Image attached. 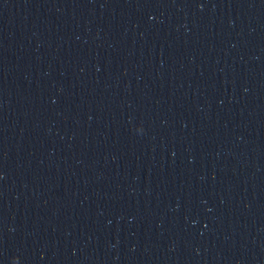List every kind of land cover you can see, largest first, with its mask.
Wrapping results in <instances>:
<instances>
[{
    "label": "water",
    "instance_id": "water-1",
    "mask_svg": "<svg viewBox=\"0 0 264 264\" xmlns=\"http://www.w3.org/2000/svg\"><path fill=\"white\" fill-rule=\"evenodd\" d=\"M0 264H264V0H0Z\"/></svg>",
    "mask_w": 264,
    "mask_h": 264
}]
</instances>
